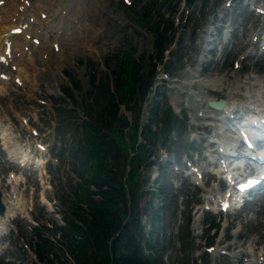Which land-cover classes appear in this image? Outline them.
I'll return each instance as SVG.
<instances>
[{"label": "rangeland", "instance_id": "374dc122", "mask_svg": "<svg viewBox=\"0 0 264 264\" xmlns=\"http://www.w3.org/2000/svg\"><path fill=\"white\" fill-rule=\"evenodd\" d=\"M98 1L81 0V4H87L90 10L86 14V23H91L89 27H86L88 30L85 28V32L83 31L76 38L78 41L74 38L73 42L71 38L72 41L63 42L64 58L62 56L59 59L54 56L57 65L60 66V68L55 66L57 69L53 68L55 76L47 75L49 72L47 69L53 66L54 57L47 59V54L42 56L37 52L33 53L37 62L34 61L33 65L28 64V58L24 57L23 60L15 62V65L6 67L10 70L12 68V77L8 87L4 86V92L0 93V110H4L3 113L8 116L7 121H2L1 124H8L6 126L0 124V130L8 128L4 133L6 138L10 137L11 142H8L12 145L13 153L16 151L15 154L20 155L25 151L35 160L41 159L42 161L37 165H29V163L23 167L12 163L13 153L11 155L5 148L6 151H3V146H1L2 141L5 140V134H3V139H0V183L9 208L14 207V215L9 219L5 229L9 235L0 238V264L35 263L36 259L27 247L34 239L36 229L33 227L39 226L38 228L46 233L47 229L42 228L41 225L62 226L64 218L70 217L71 203L75 201L70 187L73 188L77 184L73 178L76 179L75 176L82 173L84 164L75 158L77 145L73 133L59 126V122L65 116L60 110L63 99L62 91L66 90L71 95V103L79 112L85 109L86 103L90 101L91 81L96 78L100 82L110 83L114 74L120 73V59L127 51L134 49L131 56L136 60L143 55L141 59L143 62L154 47L151 32L155 26L153 14L167 18L170 12H177L173 25L176 28L177 37L182 38L181 42L172 46L173 56L170 55V49L164 51L165 70L169 71L172 78L167 84L158 86V90L164 92V96L159 97L160 112L154 122L157 125V130L154 132L157 133L158 138L165 139V131H167V140L164 141L165 148H160L159 151L165 153L167 159L174 157L175 167L181 165L177 153L188 152L189 140L196 138V135H203L202 128L196 125L201 122H210V118L206 120L196 116L197 109L204 111V116L210 110L206 102L209 98H225L228 104L233 106L238 105L243 98L249 101L250 93L245 84L246 80L260 83L253 88L254 99H257L261 90L263 91L261 83L264 82V72L262 73L258 66L264 63V53H261L258 48L256 53L252 52L247 55V51L249 52L247 48L252 43L250 36L260 27L259 18L261 16H256L251 6L245 5L256 3L264 6V0H231L228 2L231 5L227 7L223 6L225 0H196L189 10L184 5L185 0H149L145 10L141 6L143 2L139 0ZM142 10L151 13L152 19L139 16L137 12L143 13ZM205 13H208V17L204 18ZM212 16L215 26L222 22L221 17L224 16L226 19L224 23H227L226 26L230 25L232 32L229 35L224 33L222 37H205L208 41L203 42L201 39H204L203 34L208 29L206 27L211 26ZM228 36L231 40L223 49L222 46ZM82 40H85L83 45ZM20 44L16 49L17 57L21 56V49L26 51L27 48L23 43L21 46ZM213 47L214 53L206 50ZM219 48L221 51L218 50ZM201 56L206 60L203 66L199 63ZM181 58L184 60L182 65ZM234 59L239 61L240 67L233 66ZM5 71V68H0V73ZM219 73L220 76H218ZM16 77L20 79V84L14 81ZM199 77L204 80L201 85L204 86L203 91L199 84L186 83H194L193 79ZM1 87L0 84V89ZM192 91H197V93L191 94ZM153 95L152 92L150 96ZM149 103L148 101L143 105L144 119L149 110ZM170 105L178 111L179 117L184 118L182 111H185L186 122L179 119L178 127L166 125L167 120L165 123V111ZM121 111L127 114L129 120H133V114L128 113L124 106ZM27 120L28 124H26ZM211 123L223 125L218 120L211 121ZM33 130L36 132L34 133ZM204 131L209 132L208 129ZM215 132L214 129L210 131L211 135ZM37 143L42 144L43 149H39ZM3 145L6 146V143ZM54 158H57L56 162ZM164 169H167V173L164 171L159 173L157 183L150 179L149 190L154 189L155 192H145L138 199V209L143 216L150 218L153 211L160 210L161 221L157 247L163 250L155 254L159 257V264H246L249 256L245 255L240 262H237L232 254L239 248L229 249L226 245L233 241H236V244L244 242L247 245V241L254 236L259 227L256 224L258 221L252 220L250 216L264 200H258L253 204L247 203L244 210L233 220L232 216L225 218L207 212L202 214L199 209L196 210V205H200L202 209V205L211 203V200L206 199L207 196L217 197L218 191L222 195L225 189L223 183L207 181L206 184L196 187L190 182L188 183L190 186L183 185L181 188V172L177 174L174 170L171 171L170 166ZM10 173L17 177L15 182L9 183ZM152 173H154L153 170L143 171V174L149 177ZM161 183H164V187L159 192L157 187ZM199 213L207 220L204 221L203 228L192 222L187 224L189 216L198 217ZM211 220L213 225L209 226ZM143 222L147 223L148 220L144 218ZM204 227L207 229L204 230ZM261 230L264 231V225L263 229L259 227V231ZM236 232L239 233L238 238H235L234 233ZM183 234L184 239L181 237ZM58 236L53 232L56 240ZM192 237L194 243L191 241ZM185 239H188L187 243ZM210 242L213 249L211 254H207L205 246ZM262 243L256 247H262ZM195 246L199 248L197 247L194 252ZM209 256H211L210 259ZM54 264H74V262L66 252H63Z\"/></svg>", "mask_w": 264, "mask_h": 264}, {"label": "trees", "instance_id": "16d2710c", "mask_svg": "<svg viewBox=\"0 0 264 264\" xmlns=\"http://www.w3.org/2000/svg\"><path fill=\"white\" fill-rule=\"evenodd\" d=\"M148 3L149 0L144 2V10ZM147 12L142 17L151 18ZM156 18L151 29L154 50L147 61L145 58L142 62L143 55L134 59L131 56L134 49L127 51L120 59V73L114 74L113 87L109 82L92 80V94L83 116L69 108L67 118L60 123L71 129L76 139L75 158L84 164L79 174L83 185L77 183L70 187L75 201L71 203L70 217L64 218V225L54 224L52 229L41 225L59 235L57 240H51L40 228L33 227L36 230L30 248L43 264H54L63 252L74 264L160 263L155 254L163 248L157 247L154 238L159 211L152 213L151 230L146 236L136 208V199L148 180L141 176L140 169L151 164L148 159L154 153L158 138L150 124L157 120L160 101L153 98L150 122L143 125L140 123L142 105L153 91L156 66L162 63L163 51L173 38L169 34L173 29V15L165 21L159 14ZM258 69L264 71V64ZM64 95L72 98L66 90ZM121 106L133 114L132 121L122 113ZM164 120L168 121L166 125L179 126V119L169 107ZM191 241L194 243L193 237Z\"/></svg>", "mask_w": 264, "mask_h": 264}, {"label": "bare ground", "instance_id": "6f19581e", "mask_svg": "<svg viewBox=\"0 0 264 264\" xmlns=\"http://www.w3.org/2000/svg\"><path fill=\"white\" fill-rule=\"evenodd\" d=\"M0 1H2V4H0V47H1L2 55H4V51H5L4 40L6 38L8 40H12L10 54L6 55V61L8 63H0L1 67L5 66L7 64L11 66V65L15 64V62H19V61L23 60L24 57L28 58L27 59L28 64L33 65V63L35 61V55H33V53H35V52L40 53L42 56L47 54V59H50L54 56H57V58L60 59L63 56V46H64L63 42L64 41H70L71 38H72L73 42H74V38H75V40H77L76 38L79 37V34L83 33L84 29L86 27H89L88 25H89V23H91V22L86 23V14L88 13L89 7L87 4H84V5L81 4V0H20V1H18V0H0ZM65 1H66V3H65ZM86 1H88V0H86ZM25 2H28L29 5L27 6ZM98 2H100V1H98ZM100 3H98V4L100 5ZM91 7H93V6H91ZM261 8L264 9V6H261ZM96 10L98 11V9H96ZM43 13L46 14L45 18H42ZM95 13H98V12H95ZM90 19H92V18H90ZM259 19L261 20L260 27L255 32H253L251 34V36H250L251 41H252L254 36L259 35L261 25L264 24V16H261ZM74 20H76V21H74ZM101 21H103V20H101ZM74 22H75V24H74ZM92 26H94V25H92ZM18 27L22 28V32L20 34H13L11 32V30L18 28ZM72 27H74V28H72ZM101 27H102V24H101ZM103 27H104V25H103ZM263 33H264V31L261 34H263ZM27 36H30L31 39L27 38ZM32 38H38L39 43L35 44V42L32 41ZM201 40L203 42H206L205 38L201 39ZM84 41L85 40H82V42H81L82 45L84 44ZM20 42H21V44L23 43L24 46H26V45L28 46V51H27V49H26V51H24V49L23 50L21 49V52H20L21 56L17 57L16 56V51H17L16 49L19 46ZM55 42H59V45H60L57 52H55L53 50L54 49L53 45ZM21 44H20V46H21ZM49 44H50V46H49ZM252 47H253V42L250 44L248 49L251 50ZM32 55H33V57H32ZM63 58H64V56H63ZM53 59H54V61L52 60L53 66H52V68L48 67L49 69H47V71H49V72L47 73V75L51 74V75L55 76V72L53 71V68H55V66H58L60 68V66L57 65L55 57ZM200 61H203V59L201 58ZM46 63H47V61H46ZM55 69H57V67ZM22 70H23V68H22ZM5 74H6V79H4V80L0 79V84H3V85H1L2 87L0 89V93L4 92L3 87L9 83L6 80L9 79V77L11 75V71L7 70L5 72ZM218 76H220V73ZM246 81L247 82H245V84L248 87V92L250 93V96H249V101H243L242 102L243 105H241V106L243 108H245V109H243V111L246 109H249V107L254 105L261 112L260 116H264V82L261 83V84H263L262 85L263 91L261 90L257 99H254L253 88L258 86L260 83L255 82L253 80H250V82L248 80H246ZM216 83H217V81H216ZM209 99H211V98H209ZM247 102H249V103H247ZM229 103H231V102H229ZM257 108L252 107V109H257ZM3 111L0 110V124L3 123L2 121H7V119H8V116L6 114H4ZM257 115H258V112L254 113V115H253V117H255L256 120L258 118ZM242 116L243 115H241V113L239 111L235 112L233 120L238 122L242 118ZM204 117L205 118L207 117V118H210L213 120H217L216 118L210 117L208 115H205ZM220 121L222 122L223 120H220ZM236 122L234 124H236ZM7 124L8 123H6V125ZM6 125H2V126H6ZM249 126H251L253 128V125L250 124ZM8 127H9V125H8ZM6 130H8V128H6V127L2 128L0 130L2 136H3V134H5L4 132H6ZM8 141L11 142L10 137L6 138V134H5L4 144L6 143V149L11 154V153H13V151L11 150L12 145H10V143ZM17 147H19V146H17ZM15 153H16V151L13 154H15ZM15 158L18 159L20 163H25V162L30 161L29 165H37L38 163H40L42 161L41 159L35 160L33 157H30L27 152L21 156L15 155ZM16 178L17 177L15 176V174L9 175V179L11 182H12V180H16ZM23 178H25V177H23ZM235 178H236V176H235ZM235 178H234V180H235ZM0 187H1V183H0ZM230 191H232V189H230ZM217 194H219V192H217ZM2 201L5 205V212L3 215L0 216V224H3L4 222L8 221L14 215V207L11 206L9 208L8 200L6 198H4V195H3ZM10 205H11V202H10ZM250 217L252 218V220L258 221V222H256V224L259 225V227H261L263 229V225H264V202L260 204V207L255 212H253ZM259 227H258V229H256L254 236L249 238V240L247 241V245H245L244 242L241 244L240 243L236 244L237 243L236 241H233V242L226 245V248H229V249L230 248H234V249L239 248L237 250V252L232 254L235 261L240 262L242 257L247 255V256H249V260L247 261L246 264H264V231H262V230L259 231ZM234 234H235V238L239 237L238 232H236ZM261 242H263L261 244L262 247H258V246L256 247V245H258Z\"/></svg>", "mask_w": 264, "mask_h": 264}, {"label": "water", "instance_id": "95a60500", "mask_svg": "<svg viewBox=\"0 0 264 264\" xmlns=\"http://www.w3.org/2000/svg\"><path fill=\"white\" fill-rule=\"evenodd\" d=\"M185 3L188 5V7H191L195 3V0H185ZM224 104H225V101L222 99L218 101H215V100L208 101V105L215 109H221L224 106ZM3 211H4V205L1 200V192H0V214H2Z\"/></svg>", "mask_w": 264, "mask_h": 264}, {"label": "snow or ice", "instance_id": "6c2138e0", "mask_svg": "<svg viewBox=\"0 0 264 264\" xmlns=\"http://www.w3.org/2000/svg\"><path fill=\"white\" fill-rule=\"evenodd\" d=\"M255 183H257V181L255 180L249 181L248 185H245V187L251 186L252 184H255Z\"/></svg>", "mask_w": 264, "mask_h": 264}]
</instances>
